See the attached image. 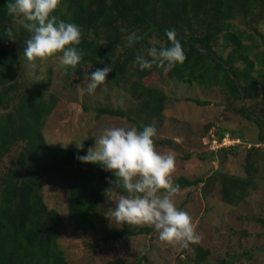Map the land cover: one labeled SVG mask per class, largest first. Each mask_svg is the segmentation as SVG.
<instances>
[{
	"label": "trees",
	"instance_id": "trees-1",
	"mask_svg": "<svg viewBox=\"0 0 264 264\" xmlns=\"http://www.w3.org/2000/svg\"><path fill=\"white\" fill-rule=\"evenodd\" d=\"M5 2L0 0V164L12 153L14 157L10 166L0 167V264H70L58 242L64 225L81 232L95 229L94 216L106 191L127 193L110 184L114 179L110 171L75 158L86 153L92 137L84 139L81 150L47 144L42 127L55 98H44L49 78L33 74L32 69L56 57L34 61L25 58L24 41L29 34L23 28L16 31ZM53 14L75 22L84 31L79 47L85 55L75 68L68 69L89 65L92 72L111 62L106 82L126 83L131 98L141 100L136 109L93 108L95 117H120L138 124L135 116H161L167 98L154 85L158 82L219 88L228 98L240 102L255 99L264 88V51L257 50L259 46L264 50V0H60ZM6 28L13 29L14 40H9ZM168 28L176 29L186 49L185 61L170 70L157 65L139 69L134 57L146 55L153 45L167 46ZM132 32L140 38L127 46L126 37ZM183 100L199 106L210 103L188 96ZM234 111L256 126L257 143H264L261 117L243 104ZM239 133L221 129L218 142L225 137L239 142L211 152L216 155L221 200L227 205L242 202L259 174L256 156L252 155L257 152L254 144L244 148V176L223 170L227 156H236L244 145ZM43 184L66 193V220L46 206L41 195ZM177 184L181 189L205 183L201 178H178ZM151 231L149 226L119 223L111 231L104 228L101 238L85 246L95 252L109 241ZM197 251L199 263L208 251ZM109 264L123 262L114 259Z\"/></svg>",
	"mask_w": 264,
	"mask_h": 264
},
{
	"label": "rangeland",
	"instance_id": "rangeland-1",
	"mask_svg": "<svg viewBox=\"0 0 264 264\" xmlns=\"http://www.w3.org/2000/svg\"><path fill=\"white\" fill-rule=\"evenodd\" d=\"M257 50L264 51L261 46ZM38 67H34L32 73L49 78L44 98L48 99L50 95L55 98L53 109L45 117L42 127L50 147L76 149L71 142L92 137L93 145L106 127L136 125L142 128L153 124L157 129L154 137L156 150L175 156L173 182L177 184L178 178L190 181L201 178L205 183L183 187L173 196L176 206L191 215L201 237L199 242L184 248L178 243L162 241L151 225L138 224L152 227L151 233L109 241L95 252L89 251L85 243L101 238L104 228L111 231L119 226L118 222L104 214L124 193L117 189L108 190L94 216L95 229L81 232L70 224L64 225L58 242L70 264H109L114 259L123 264H221V260L224 264H264V143H257L256 126L234 111L243 104L264 121V88L258 91L255 99L240 102L228 98L219 88L174 81L158 82L154 85L167 98L163 113L153 118L135 116L138 123L135 124L120 117H95L93 111V108L104 106L113 109L131 106L136 109L141 100L131 98L126 83L114 85L105 81L89 95L83 90L86 88L87 73H91L89 65L68 69L56 57L40 63ZM187 96L210 103L199 106L184 101ZM207 126L209 131H206ZM221 129L240 132L244 141L240 153L227 156L223 164L225 172L244 176V148L254 144L257 150L252 153L257 159V180L248 196L237 205L222 202L220 184L215 175L218 165L213 154L220 147L239 142L225 139L219 144L217 132ZM160 141L163 145L158 144ZM13 157L12 153L1 162L0 167L10 166ZM2 173L3 169L0 175ZM41 195L46 206L58 211L66 220V193L43 184ZM198 248L207 250L208 255L196 263Z\"/></svg>",
	"mask_w": 264,
	"mask_h": 264
},
{
	"label": "clouds",
	"instance_id": "clouds-1",
	"mask_svg": "<svg viewBox=\"0 0 264 264\" xmlns=\"http://www.w3.org/2000/svg\"><path fill=\"white\" fill-rule=\"evenodd\" d=\"M59 3L60 0L5 2L6 11L17 26L16 31L23 28L29 34L23 48L28 61L57 57L62 66L75 68L85 55L79 47L84 31L75 22L53 14ZM5 32L9 40H14L12 28H6ZM165 36L169 42L167 46L153 45L147 49L146 55L140 53L134 57L139 69H150L157 65L170 70L185 61L186 49L176 29H165ZM139 38L134 32L129 33L126 45L131 46ZM110 71L111 62L87 73L86 88L83 90L89 95L93 94L105 83ZM156 134L157 129L153 124H146L142 128L136 125L106 127L86 153L77 154L75 158L81 162L99 164L110 171L114 177L110 184L127 193L120 195L115 205L108 208L104 214L107 218L118 223L151 225L162 241L178 243L187 248L191 243L199 242L201 237L197 234L191 215L176 206L173 196L180 191V185L172 179L175 156L156 150ZM229 140L232 143L236 141ZM83 141L76 139L71 143L81 150L84 148Z\"/></svg>",
	"mask_w": 264,
	"mask_h": 264
},
{
	"label": "built area",
	"instance_id": "built-area-1",
	"mask_svg": "<svg viewBox=\"0 0 264 264\" xmlns=\"http://www.w3.org/2000/svg\"><path fill=\"white\" fill-rule=\"evenodd\" d=\"M225 139L226 140H229V139H227V137H225V138L222 139V142H224ZM222 142L220 144H222Z\"/></svg>",
	"mask_w": 264,
	"mask_h": 264
},
{
	"label": "bare ground",
	"instance_id": "bare-ground-1",
	"mask_svg": "<svg viewBox=\"0 0 264 264\" xmlns=\"http://www.w3.org/2000/svg\"><path fill=\"white\" fill-rule=\"evenodd\" d=\"M21 54V53H20Z\"/></svg>",
	"mask_w": 264,
	"mask_h": 264
}]
</instances>
